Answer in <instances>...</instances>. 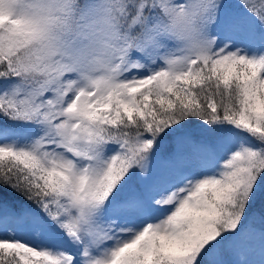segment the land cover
Listing matches in <instances>:
<instances>
[{"label":"snow or ice","instance_id":"1","mask_svg":"<svg viewBox=\"0 0 264 264\" xmlns=\"http://www.w3.org/2000/svg\"><path fill=\"white\" fill-rule=\"evenodd\" d=\"M0 264H264V0H0Z\"/></svg>","mask_w":264,"mask_h":264},{"label":"rangeland","instance_id":"2","mask_svg":"<svg viewBox=\"0 0 264 264\" xmlns=\"http://www.w3.org/2000/svg\"><path fill=\"white\" fill-rule=\"evenodd\" d=\"M261 256L260 247L257 246L255 249L249 250L248 258L253 261H258Z\"/></svg>","mask_w":264,"mask_h":264}]
</instances>
